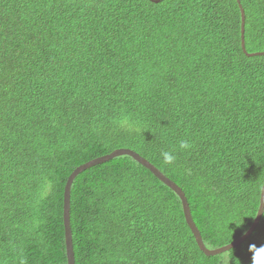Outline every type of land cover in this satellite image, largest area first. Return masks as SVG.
Listing matches in <instances>:
<instances>
[{
  "label": "trees",
  "instance_id": "obj_1",
  "mask_svg": "<svg viewBox=\"0 0 264 264\" xmlns=\"http://www.w3.org/2000/svg\"><path fill=\"white\" fill-rule=\"evenodd\" d=\"M239 3L263 53L264 0ZM240 24L235 0H0V264H67L66 180L118 149L181 189L205 247L241 237L264 181V56ZM69 220L74 264H251L264 246L263 211L204 256L177 195L128 156L74 179Z\"/></svg>",
  "mask_w": 264,
  "mask_h": 264
},
{
  "label": "water",
  "instance_id": "obj_2",
  "mask_svg": "<svg viewBox=\"0 0 264 264\" xmlns=\"http://www.w3.org/2000/svg\"><path fill=\"white\" fill-rule=\"evenodd\" d=\"M149 1L156 4V3H159L163 0H149ZM235 1H236L238 8L240 10V21H241V24H240V45H241V49H242L243 53L247 57H253V56H257V55L264 56V52L263 53H247L245 51L244 39H243V35H244V12H243V9L239 3V0H235ZM119 156H128V157L132 158L134 161H136L138 164H140L142 167H144L146 170H148L162 184H164L166 187H168L175 195H177V197L179 198V200L181 202L185 224L189 228L198 249L206 257H213L216 255H219L221 253L229 251V250L239 246L240 244H242L251 235L253 230L256 228V226H257V224H258V222H259V220L263 214V211H264V181H263V184L261 187L258 209H257L256 215H255V218H254L251 226L249 227V229L241 237H239L235 241H233V242H231L225 246H222V247H219L216 249H208L203 244L200 233H199L197 227L195 226V224L191 218V214H190V210H189L186 198H185L184 194L182 193L181 189H179V187L175 183H173L168 178H166L163 174H161L159 172V170H157L153 165H151L144 158L140 157L138 154H136L130 150H127V149H118V150H115V151L105 155V156L95 158L93 160H90V161L78 166L77 168L74 169V171L68 176V178L66 180V183L64 186V191H63V228H64V243H65V253H66L67 264H74L72 237H71L70 220H69V198H70V189H71L72 182L83 171H85V170H87L93 166L108 162V161L112 160L113 158H116Z\"/></svg>",
  "mask_w": 264,
  "mask_h": 264
},
{
  "label": "clouds",
  "instance_id": "obj_3",
  "mask_svg": "<svg viewBox=\"0 0 264 264\" xmlns=\"http://www.w3.org/2000/svg\"><path fill=\"white\" fill-rule=\"evenodd\" d=\"M119 125L121 127L126 128L128 131H135V122L131 119L125 117L119 121ZM191 145L187 140H181L179 142V149L182 151L189 150ZM162 162L165 165H174L177 157L174 154V151H163L161 152ZM249 251L252 253L251 255V264H264V246L257 247L256 245L252 244L249 245ZM232 258H227L222 264H230Z\"/></svg>",
  "mask_w": 264,
  "mask_h": 264
},
{
  "label": "rangeland",
  "instance_id": "obj_4",
  "mask_svg": "<svg viewBox=\"0 0 264 264\" xmlns=\"http://www.w3.org/2000/svg\"><path fill=\"white\" fill-rule=\"evenodd\" d=\"M207 248V247H206Z\"/></svg>",
  "mask_w": 264,
  "mask_h": 264
}]
</instances>
